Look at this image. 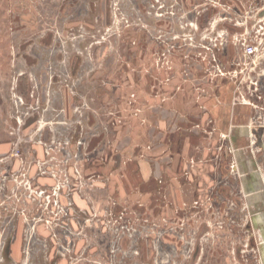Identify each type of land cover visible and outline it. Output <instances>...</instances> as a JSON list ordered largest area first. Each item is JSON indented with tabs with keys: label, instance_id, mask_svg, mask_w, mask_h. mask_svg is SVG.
<instances>
[{
	"label": "rangeland",
	"instance_id": "obj_1",
	"mask_svg": "<svg viewBox=\"0 0 264 264\" xmlns=\"http://www.w3.org/2000/svg\"><path fill=\"white\" fill-rule=\"evenodd\" d=\"M263 245L264 0H0V264Z\"/></svg>",
	"mask_w": 264,
	"mask_h": 264
},
{
	"label": "built area",
	"instance_id": "obj_2",
	"mask_svg": "<svg viewBox=\"0 0 264 264\" xmlns=\"http://www.w3.org/2000/svg\"><path fill=\"white\" fill-rule=\"evenodd\" d=\"M255 49L252 46H246L243 50V54L245 57L251 59L254 56Z\"/></svg>",
	"mask_w": 264,
	"mask_h": 264
},
{
	"label": "crops",
	"instance_id": "obj_3",
	"mask_svg": "<svg viewBox=\"0 0 264 264\" xmlns=\"http://www.w3.org/2000/svg\"><path fill=\"white\" fill-rule=\"evenodd\" d=\"M259 230H260V229H257V232H259ZM262 251L264 252V245H263V250H262ZM263 257H264V253H263Z\"/></svg>",
	"mask_w": 264,
	"mask_h": 264
}]
</instances>
